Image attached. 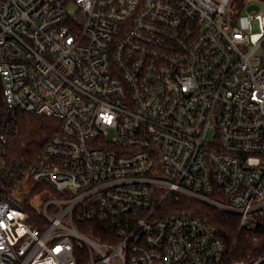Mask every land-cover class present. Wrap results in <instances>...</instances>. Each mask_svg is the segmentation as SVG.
I'll list each match as a JSON object with an SVG mask.
<instances>
[{"label":"built area","instance_id":"2783aa9c","mask_svg":"<svg viewBox=\"0 0 264 264\" xmlns=\"http://www.w3.org/2000/svg\"><path fill=\"white\" fill-rule=\"evenodd\" d=\"M232 1L0 0V264H264L166 211L186 196L264 223V9L245 30ZM25 114L60 122L29 158L10 146Z\"/></svg>","mask_w":264,"mask_h":264},{"label":"trees","instance_id":"16d2710c","mask_svg":"<svg viewBox=\"0 0 264 264\" xmlns=\"http://www.w3.org/2000/svg\"><path fill=\"white\" fill-rule=\"evenodd\" d=\"M249 1L233 0L231 6L236 4L240 15ZM259 1L264 8V0ZM3 107L2 79L0 77V112ZM59 127L60 122L56 119L34 114L23 115L16 123V131L10 145L12 154L28 158L38 154L45 147L51 136L58 132ZM39 187L40 192L47 190L53 195L59 196L46 183H41ZM166 211L196 215L213 225L224 240L233 259L264 256V223L255 232L241 229L238 215L186 196L178 198L174 196L173 200L168 203ZM27 221L36 227L43 228L47 225L44 217H27ZM91 226L94 228V236L103 229V225L99 223L91 224Z\"/></svg>","mask_w":264,"mask_h":264},{"label":"rangeland","instance_id":"374dc122","mask_svg":"<svg viewBox=\"0 0 264 264\" xmlns=\"http://www.w3.org/2000/svg\"><path fill=\"white\" fill-rule=\"evenodd\" d=\"M247 4H249L248 8L244 10L240 15L238 14L236 4H233L230 7L229 14L233 18L234 24L239 26L242 29L248 30L247 16L250 11H261L263 10V5L259 0H250ZM214 132L211 131L208 134V138H212ZM34 183L31 181H27L25 187L22 189L23 194L20 195L21 199H25L31 188H33ZM26 194V195H25ZM57 198V196L53 195L49 191L41 192L32 199V206L39 211H44V206L49 200H53ZM52 213V211H51Z\"/></svg>","mask_w":264,"mask_h":264}]
</instances>
